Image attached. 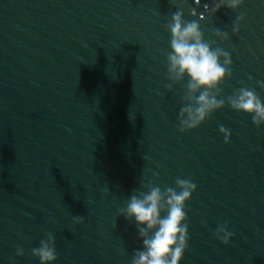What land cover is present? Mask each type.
Segmentation results:
<instances>
[{
    "label": "water",
    "instance_id": "1",
    "mask_svg": "<svg viewBox=\"0 0 264 264\" xmlns=\"http://www.w3.org/2000/svg\"><path fill=\"white\" fill-rule=\"evenodd\" d=\"M217 2L0 0V264H40L49 232L54 264H131L143 244L120 210L177 177L197 186L180 264H264V125L225 103L180 133L188 81L166 87L167 25L183 9L231 57L220 98L250 87L264 102V0L209 17Z\"/></svg>",
    "mask_w": 264,
    "mask_h": 264
},
{
    "label": "clouds",
    "instance_id": "2",
    "mask_svg": "<svg viewBox=\"0 0 264 264\" xmlns=\"http://www.w3.org/2000/svg\"><path fill=\"white\" fill-rule=\"evenodd\" d=\"M242 3L243 0H218L208 15L214 16L224 6L236 11ZM242 19L239 16L233 25L234 34L239 33ZM167 29L170 51L166 53V68L170 83L166 87L171 90L173 84L182 83L185 79L188 81L178 114L180 133L199 128L213 113L223 109L225 103L233 111L251 116L256 127L264 125V102L254 88L241 87L226 101L220 98V85L232 76V60L223 48H213L214 41L205 39L196 20H185L183 9H179L172 15ZM215 35L222 41L228 39L227 33L219 29ZM259 86L264 88V82H259ZM219 132L224 137V143L228 144L230 131L220 125ZM158 175L153 173L156 178ZM144 187L147 191L133 194L120 210L121 216L134 221L143 244L142 250L134 252L131 264H180L189 239L185 206L197 186L191 179L177 177L175 187L161 188L151 181ZM73 223L83 224L84 218L75 217ZM215 235L227 245L234 234L227 230L226 225H218ZM17 255L23 256V250L18 249ZM32 255L39 259L40 264H54L57 259L54 235L49 232L47 238L40 241L39 247L32 249Z\"/></svg>",
    "mask_w": 264,
    "mask_h": 264
}]
</instances>
